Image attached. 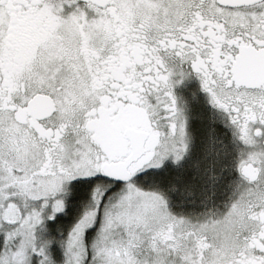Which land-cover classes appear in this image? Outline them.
Listing matches in <instances>:
<instances>
[{"label":"snow or ice","instance_id":"1","mask_svg":"<svg viewBox=\"0 0 264 264\" xmlns=\"http://www.w3.org/2000/svg\"><path fill=\"white\" fill-rule=\"evenodd\" d=\"M0 264H264V0H0Z\"/></svg>","mask_w":264,"mask_h":264}]
</instances>
